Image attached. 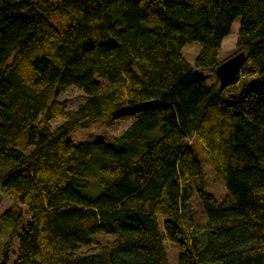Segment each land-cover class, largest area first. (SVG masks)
I'll return each instance as SVG.
<instances>
[{
    "label": "trees",
    "instance_id": "1",
    "mask_svg": "<svg viewBox=\"0 0 264 264\" xmlns=\"http://www.w3.org/2000/svg\"><path fill=\"white\" fill-rule=\"evenodd\" d=\"M236 19L245 62L209 84L195 68L215 71ZM69 87L86 96L76 111L58 100ZM106 116L134 119L72 142ZM0 187L29 214L0 216V264H169L166 241L176 264H264V0H0ZM99 232L115 238L81 251Z\"/></svg>",
    "mask_w": 264,
    "mask_h": 264
},
{
    "label": "rangeland",
    "instance_id": "2",
    "mask_svg": "<svg viewBox=\"0 0 264 264\" xmlns=\"http://www.w3.org/2000/svg\"><path fill=\"white\" fill-rule=\"evenodd\" d=\"M48 17L59 30L65 29L70 24L68 20L55 13H48ZM238 24L239 21L236 19L231 26L229 34L224 37L221 43L219 56L221 62L238 52L235 45ZM199 48V44L190 42L186 43L181 49L182 55L191 65H193L194 56L198 52ZM195 69L199 70V72L205 76L206 81L209 84L217 79L215 73L212 71L202 70L201 68ZM58 100L63 101L66 104L67 109L76 111L78 109V106L86 101V96L76 87H69L62 95L58 97ZM133 119L134 118L132 117H128L113 120L112 118H110V116L95 119L86 127L77 129L70 133L69 137L74 144L86 139L94 138H102L105 141L110 142L115 137H117L124 129H126L131 124ZM61 123V120H51L49 122L53 129H56ZM191 144L194 149L195 157L201 163L206 173V178L203 182L204 189L212 193L218 200H221L225 194V183L222 176L217 173L214 164L209 159L199 142L192 140ZM194 204L195 208L198 211L201 204L198 199L196 200V194ZM7 209H11L15 213H19L21 215V220L23 221L22 224H24L29 218L26 206L20 203H14L13 200L7 195V193L0 187V216ZM198 213L196 214V221L201 226L205 223L206 218L202 214V212L200 213L199 211ZM11 227L12 225L9 222H5L3 224V227L0 231V246L9 239L8 232ZM114 238L115 236L112 234H104L101 232L96 233L92 237V244L83 246L81 248V251H88V249L92 246L110 242ZM165 250L169 264H176L177 256L179 253L178 248L173 243L166 241Z\"/></svg>",
    "mask_w": 264,
    "mask_h": 264
},
{
    "label": "water",
    "instance_id": "3",
    "mask_svg": "<svg viewBox=\"0 0 264 264\" xmlns=\"http://www.w3.org/2000/svg\"><path fill=\"white\" fill-rule=\"evenodd\" d=\"M246 56L244 52L239 51L231 57L225 59L215 68V76L219 86H225L234 83L239 75L240 68L245 62Z\"/></svg>",
    "mask_w": 264,
    "mask_h": 264
}]
</instances>
